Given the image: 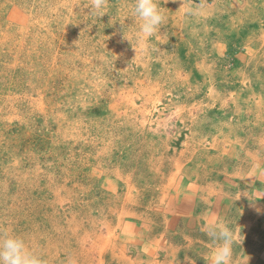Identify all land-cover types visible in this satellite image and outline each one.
<instances>
[{"label":"rangeland","instance_id":"1","mask_svg":"<svg viewBox=\"0 0 264 264\" xmlns=\"http://www.w3.org/2000/svg\"><path fill=\"white\" fill-rule=\"evenodd\" d=\"M132 3L0 0V237L46 264H150L141 235L189 254L213 205L264 261V0H157L149 56Z\"/></svg>","mask_w":264,"mask_h":264},{"label":"clouds","instance_id":"2","mask_svg":"<svg viewBox=\"0 0 264 264\" xmlns=\"http://www.w3.org/2000/svg\"><path fill=\"white\" fill-rule=\"evenodd\" d=\"M106 4L107 0H92L88 14L103 17L106 14ZM165 9L157 3V0H133L128 7L125 20L130 19L132 23L138 24V28L135 29V39L141 55L149 56L152 51H161L152 43V38L164 39L160 30L168 19ZM179 9L184 10L186 17L205 16L210 14L209 10L213 9V0L210 5L206 0H199L198 4L193 3L192 0H181ZM133 49L136 53L137 49ZM261 197H264V194H261ZM212 206L207 209L204 225L210 241V251L207 253L208 264H247L250 257L244 254L240 262L235 252L237 243L239 242L240 246L244 237L241 238L236 234L234 229L222 219L219 212L212 211ZM186 259L188 264H196L195 260L189 257ZM0 264H46V262L29 247L24 238L5 233L0 237Z\"/></svg>","mask_w":264,"mask_h":264},{"label":"crops","instance_id":"3","mask_svg":"<svg viewBox=\"0 0 264 264\" xmlns=\"http://www.w3.org/2000/svg\"><path fill=\"white\" fill-rule=\"evenodd\" d=\"M263 127V125H261ZM261 141V140H260ZM259 141V142H260ZM260 144V143H259ZM177 211H179L180 209L177 208L175 209ZM177 211L174 212L177 213ZM176 216H178L176 214ZM175 221H177V219H173V230H175L178 226V228H180V224L176 223ZM189 231L192 230V227L190 228V226L188 225L187 228ZM202 231H205L204 227L201 228ZM165 235V234H164ZM149 237H151L149 235ZM138 238H136L137 241ZM143 239V247H144V253L148 254L150 257H155V255H162V258L160 259L159 257H157L155 260L150 261V264H188V260L186 259V257L191 258L192 260H195L196 264H208V256L207 253L210 251L209 249V238L206 237L205 240H203L202 238H196V239H187L189 241V243H191V245H189V250L192 247V252L191 253H187L186 255H182V251H180V246H178L175 243H169L168 241L164 240V239H159V240H149L147 242H145V237L144 235L140 236V240ZM147 239H148V235H147ZM151 239V238H150ZM135 241V242H136ZM141 245V244H139ZM162 249V250H160ZM160 250V251H159ZM166 251L165 253L161 251ZM139 252V250H138ZM237 257H238V261L242 262L243 260V256L244 254L248 257H250V259L248 260L247 264H264V261L262 259V256L259 253H255L254 251H250L249 248H243L240 247L239 248V253H236ZM139 257V254H137ZM147 255L146 260L149 261L150 257ZM160 255V256H161ZM149 258V259H148ZM137 259V258H136ZM145 263L146 261H140ZM147 264V262L145 263Z\"/></svg>","mask_w":264,"mask_h":264}]
</instances>
